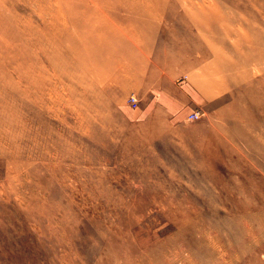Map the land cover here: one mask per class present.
<instances>
[{
	"label": "rangeland",
	"instance_id": "rangeland-1",
	"mask_svg": "<svg viewBox=\"0 0 264 264\" xmlns=\"http://www.w3.org/2000/svg\"><path fill=\"white\" fill-rule=\"evenodd\" d=\"M128 1L0 0V264H264V0Z\"/></svg>",
	"mask_w": 264,
	"mask_h": 264
},
{
	"label": "bare ground",
	"instance_id": "bare-ground-1",
	"mask_svg": "<svg viewBox=\"0 0 264 264\" xmlns=\"http://www.w3.org/2000/svg\"><path fill=\"white\" fill-rule=\"evenodd\" d=\"M132 1H137V0H132ZM142 1H145V2H146V1H148V0H142ZM142 1L133 2V3L141 5ZM207 1H208V0H207ZM209 1H210V0H209ZM209 1L207 2L208 4H209ZM211 1H212V0H211ZM126 2H129V1L126 0ZM145 2H144V3H145ZM149 2H151V1L149 0ZM144 3H143V4H144ZM146 3H147V2H146ZM211 3H212V2H211ZM185 4H186V3H185ZM208 4H207V5H208ZM214 4H215V3H214ZM147 5H148V4H147ZM215 5H216V4H215ZM148 6H150V5H148ZM145 7H146V5H145ZM150 7L152 8L153 6L151 5ZM197 7H198V6H197ZM208 7H209V6H208ZM209 8H210V7H209ZM213 8H214V7H213ZM213 8H212V9H213ZM130 9L134 10V7H130ZM149 9H150V8H149ZM199 9H201V10H202L201 12L205 15V17H201L202 19H203V18H206V16H209V17H210L209 12L207 13V12L203 11V8H201V7H199ZM215 9H217V8H214V10H215ZM209 10H210V9H209ZM209 10H208V11H209ZM196 11H197V10H196ZM196 11H195V12H192L191 10H187V11L185 12V14H187L186 17H187V16L190 17V19H191L192 21H194V20H198V15H197L196 13H198L199 10H198L197 12H196ZM210 11H212V10H210ZM215 11H216V10H215ZM219 11H220V9H219ZM149 13H150V11L147 10V14H149ZM213 13H214V12H213ZM221 13H222V12H221ZM221 13H220V14H221ZM153 14H154V13H153ZM200 14H201V13H200ZM214 14H215V13H214ZM151 15H152V14H151ZM152 16H153V15H152ZM211 16H213V15H211ZM218 16H219V14H218ZM214 17H215V16H214ZM160 18H161V17H159V19H160ZM215 18H217V17H215ZM164 19H166V18H164ZM63 20H64V19H63ZM219 20H220V19H219ZM187 53H190V50H189V51L187 50ZM258 61H259V60H258ZM260 63H262V62L260 61ZM235 178H236V177H235ZM239 194H240V193H239ZM242 194H243V193H242ZM232 198H233V196H232Z\"/></svg>",
	"mask_w": 264,
	"mask_h": 264
},
{
	"label": "built area",
	"instance_id": "built-area-1",
	"mask_svg": "<svg viewBox=\"0 0 264 264\" xmlns=\"http://www.w3.org/2000/svg\"><path fill=\"white\" fill-rule=\"evenodd\" d=\"M131 100L134 103L136 101V98L132 97ZM200 116H201L200 112H195V113L191 114L190 119L191 120H198V119H200Z\"/></svg>",
	"mask_w": 264,
	"mask_h": 264
}]
</instances>
